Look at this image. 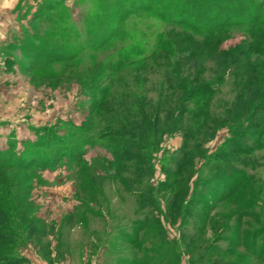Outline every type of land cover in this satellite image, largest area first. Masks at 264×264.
<instances>
[{"label": "rangeland", "instance_id": "1", "mask_svg": "<svg viewBox=\"0 0 264 264\" xmlns=\"http://www.w3.org/2000/svg\"><path fill=\"white\" fill-rule=\"evenodd\" d=\"M10 163V264H264V0H0Z\"/></svg>", "mask_w": 264, "mask_h": 264}, {"label": "trees", "instance_id": "2", "mask_svg": "<svg viewBox=\"0 0 264 264\" xmlns=\"http://www.w3.org/2000/svg\"><path fill=\"white\" fill-rule=\"evenodd\" d=\"M140 4L144 5L143 3H140ZM150 8H151V3L144 6L145 10H148ZM166 22L169 23L168 20H166ZM227 24L228 23H226L224 21H219L215 28H218V29L223 28V26L225 27ZM118 136L120 137L121 135H118ZM240 137L236 140H240ZM9 157L13 158V155H10ZM32 157H33L32 162H34V164L37 163L39 165V161L37 159H35V158H37L35 151L33 152ZM50 162L51 161H49L48 163H50ZM42 164H43L42 166L47 165V163H42ZM18 167L21 168V170L26 171L27 167H29V166H25V169H24V168L20 167L19 165L10 163L9 165L3 166L0 169V173L2 171L7 170V169H11V170L18 169ZM8 196L9 195L7 193V187L5 185L0 184V243L4 242V243H6V245H11V243L14 241V239H13L14 235L10 233V231L12 229L10 224H11V221L13 220V219L11 220L13 206L11 205L12 203L10 202V200L8 201V199H7ZM3 263L4 264H10V261H5V259H3V257H0V264H3ZM18 263H20L19 260H17L15 262V264H18Z\"/></svg>", "mask_w": 264, "mask_h": 264}]
</instances>
